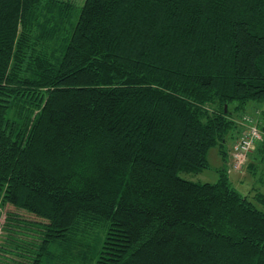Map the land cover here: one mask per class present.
Instances as JSON below:
<instances>
[{"label": "trees", "instance_id": "obj_1", "mask_svg": "<svg viewBox=\"0 0 264 264\" xmlns=\"http://www.w3.org/2000/svg\"><path fill=\"white\" fill-rule=\"evenodd\" d=\"M262 100L264 0H0V222L37 217L7 213L0 264H264L228 168L180 175Z\"/></svg>", "mask_w": 264, "mask_h": 264}, {"label": "rangeland", "instance_id": "obj_2", "mask_svg": "<svg viewBox=\"0 0 264 264\" xmlns=\"http://www.w3.org/2000/svg\"><path fill=\"white\" fill-rule=\"evenodd\" d=\"M81 3H83V1ZM235 104H237V102H234L232 106H234ZM258 110L260 111L264 110V100L250 102V104L247 106L248 112L240 115L239 123L241 122L243 117L247 116L248 117L247 122L244 123L245 128L250 126L251 124H257L259 128L262 130L261 125L257 120L258 115H259ZM233 111H234L233 116H236V115H239L242 110L236 111L234 109ZM226 148L227 150H229L230 148H233V139L231 136H228ZM207 158H208L207 160L209 163L207 168L199 172H192V173L191 172L190 173L181 172L180 175L183 177L189 178L191 180H195L197 182L215 183L220 178L219 170L227 167L230 180L232 181L235 188L241 194L247 195L249 200H251L259 209L264 210V206L256 202V200L254 199V194L256 192V189L258 187L264 186V179H261L264 171H263V168L261 167V164L258 167L257 173L253 174L250 171H248L247 166L250 160L252 159V155H249L248 160L243 165V167L240 169L233 168L232 161H231V155L229 156L230 162L225 163L224 156L217 146L209 149ZM9 211L10 212L17 211L15 213L19 215L22 221H36L37 220L36 219L37 217L36 216L34 217V215L32 214H28L23 210L16 209L14 206L10 204L6 205L2 210V217H1V222H0V241L2 240L1 236H3V234L5 235V231L2 229L1 226L5 223L6 216Z\"/></svg>", "mask_w": 264, "mask_h": 264}, {"label": "built area", "instance_id": "obj_3", "mask_svg": "<svg viewBox=\"0 0 264 264\" xmlns=\"http://www.w3.org/2000/svg\"><path fill=\"white\" fill-rule=\"evenodd\" d=\"M261 138V130L257 124H251L236 139L231 153L233 168L240 169L248 160L256 141Z\"/></svg>", "mask_w": 264, "mask_h": 264}]
</instances>
